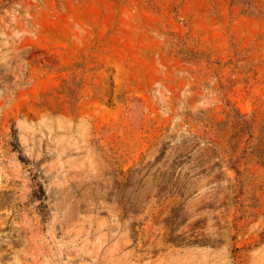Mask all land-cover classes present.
Instances as JSON below:
<instances>
[{
	"label": "rangeland",
	"instance_id": "374dc122",
	"mask_svg": "<svg viewBox=\"0 0 264 264\" xmlns=\"http://www.w3.org/2000/svg\"><path fill=\"white\" fill-rule=\"evenodd\" d=\"M0 264H264V0H0Z\"/></svg>",
	"mask_w": 264,
	"mask_h": 264
}]
</instances>
